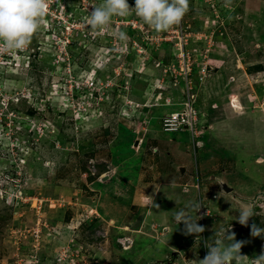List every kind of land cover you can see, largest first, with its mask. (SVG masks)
Listing matches in <instances>:
<instances>
[{"label": "rangeland", "instance_id": "obj_1", "mask_svg": "<svg viewBox=\"0 0 264 264\" xmlns=\"http://www.w3.org/2000/svg\"><path fill=\"white\" fill-rule=\"evenodd\" d=\"M101 3L48 0L0 47V264H196L222 229L261 253L264 0H189L159 33L134 13L91 31Z\"/></svg>", "mask_w": 264, "mask_h": 264}, {"label": "clouds", "instance_id": "obj_2", "mask_svg": "<svg viewBox=\"0 0 264 264\" xmlns=\"http://www.w3.org/2000/svg\"><path fill=\"white\" fill-rule=\"evenodd\" d=\"M226 4L228 0H225ZM48 9V0H0V47L7 50H20L31 41L44 21ZM189 10V0H135L131 6L128 0H103L98 6H93L87 17V26L93 32L103 28L114 16L125 17L134 13L144 24L156 32L167 31L179 25ZM117 38L126 40L127 34L117 33ZM221 196V193L219 194ZM193 210L199 209L198 204L192 205ZM237 216L243 226L249 225V220L255 213L247 205H242ZM176 223L183 224V234L186 236L205 232V228L184 211L174 215ZM251 236L264 238V228L255 223L251 225ZM206 242L208 251L203 259L195 260L196 264H264V250L250 258L241 252L244 241H238L231 229L215 230Z\"/></svg>", "mask_w": 264, "mask_h": 264}, {"label": "water", "instance_id": "obj_3", "mask_svg": "<svg viewBox=\"0 0 264 264\" xmlns=\"http://www.w3.org/2000/svg\"><path fill=\"white\" fill-rule=\"evenodd\" d=\"M139 144V142H136V145H138Z\"/></svg>", "mask_w": 264, "mask_h": 264}, {"label": "built area", "instance_id": "obj_4", "mask_svg": "<svg viewBox=\"0 0 264 264\" xmlns=\"http://www.w3.org/2000/svg\"><path fill=\"white\" fill-rule=\"evenodd\" d=\"M177 129V128H176Z\"/></svg>", "mask_w": 264, "mask_h": 264}]
</instances>
